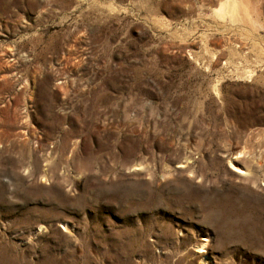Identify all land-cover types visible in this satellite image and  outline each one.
<instances>
[{
  "label": "rangeland",
  "instance_id": "obj_1",
  "mask_svg": "<svg viewBox=\"0 0 264 264\" xmlns=\"http://www.w3.org/2000/svg\"><path fill=\"white\" fill-rule=\"evenodd\" d=\"M224 1L0 0V264H264V0Z\"/></svg>",
  "mask_w": 264,
  "mask_h": 264
},
{
  "label": "bare ground",
  "instance_id": "obj_2",
  "mask_svg": "<svg viewBox=\"0 0 264 264\" xmlns=\"http://www.w3.org/2000/svg\"><path fill=\"white\" fill-rule=\"evenodd\" d=\"M242 1H245V0H225L223 3H222V8L220 9V11L224 12L225 14H229L230 17L234 16L241 8V4H242ZM229 17V16H228ZM206 240L201 242L200 245H199V248L201 249V254H199V257L201 258V262L203 264H205V260H206V255H205V252H204V248L206 246Z\"/></svg>",
  "mask_w": 264,
  "mask_h": 264
}]
</instances>
